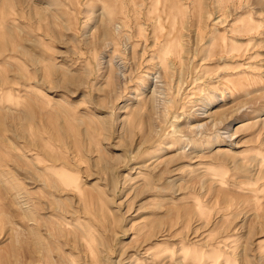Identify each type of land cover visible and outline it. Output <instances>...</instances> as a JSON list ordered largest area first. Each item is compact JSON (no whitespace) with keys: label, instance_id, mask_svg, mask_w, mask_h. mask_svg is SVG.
<instances>
[{"label":"rangeland","instance_id":"374dc122","mask_svg":"<svg viewBox=\"0 0 264 264\" xmlns=\"http://www.w3.org/2000/svg\"><path fill=\"white\" fill-rule=\"evenodd\" d=\"M0 264H264V0H0Z\"/></svg>","mask_w":264,"mask_h":264}]
</instances>
